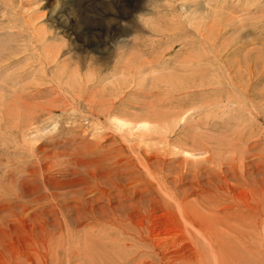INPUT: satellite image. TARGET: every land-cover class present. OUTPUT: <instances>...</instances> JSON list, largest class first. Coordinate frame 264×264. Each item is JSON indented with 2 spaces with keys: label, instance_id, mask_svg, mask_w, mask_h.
Returning <instances> with one entry per match:
<instances>
[{
  "label": "rangeland",
  "instance_id": "374dc122",
  "mask_svg": "<svg viewBox=\"0 0 264 264\" xmlns=\"http://www.w3.org/2000/svg\"><path fill=\"white\" fill-rule=\"evenodd\" d=\"M262 189L264 0H0V264H264Z\"/></svg>",
  "mask_w": 264,
  "mask_h": 264
},
{
  "label": "bare ground",
  "instance_id": "6f19581e",
  "mask_svg": "<svg viewBox=\"0 0 264 264\" xmlns=\"http://www.w3.org/2000/svg\"><path fill=\"white\" fill-rule=\"evenodd\" d=\"M155 62V61H154ZM127 63V62H126ZM129 63V62H128ZM127 63V64H128ZM187 67V66H186ZM80 82V81H79ZM121 92V91H120ZM120 92L117 90V91H115V93H117V94H120ZM101 112V111H100ZM189 112V111H188ZM172 115V114H171ZM187 116H188V113H185V111H184V113L183 114H181V116H180V120H179V122H182V123H184L185 122V120H186V118H187ZM153 118V117H152ZM189 118V117H188ZM145 119V118H144ZM138 120H141V119H138ZM113 122H115L116 123V125H117V127H123V126H126L125 125V122L122 120V119H120V118H118V119H116L115 118V120H113ZM139 122V121H138ZM154 123V122H153ZM176 123V122H175ZM151 123H150V121L149 120H144V121H141V122H139L137 125H139L140 127H138V129L140 130V129H142L143 130V132H148L149 130H151V129H153V128H155V127H153V128H151V125H150ZM172 124H174V123H172ZM178 124H180V123H178ZM178 124H175V126L173 127V126H171V127H173L172 129L170 128L169 129V126H168V124L167 123H165V127H164V131L166 130V131H168V130H171L170 132H175V129H176V125H178ZM157 129V128H156ZM262 160V159H261ZM263 161V160H262ZM225 162V161H224ZM240 163V162H239ZM253 177V176H252ZM246 178V177H245ZM262 178V177H261ZM251 179V178H250ZM196 180V179H195ZM262 180V179H261ZM166 181V180H165ZM191 181V180H190ZM164 182V181H163ZM254 182V181H253ZM242 185V184H241ZM157 190V189H156ZM134 191V190H133ZM264 191V189H262V192ZM211 196V195H210ZM244 196V195H243ZM258 197V196H257ZM257 197L255 198V199H257ZM237 198V197H236ZM258 198H260V197H258ZM262 200H263V198H262ZM253 203V202H252ZM260 203V202H259ZM249 204V203H248ZM261 204V203H260ZM244 206H246L245 204H243ZM262 205V204H261ZM249 206V205H248ZM247 206V207H248ZM263 206H264V204H263ZM244 209V208H243ZM108 210V209H107ZM105 211V210H104ZM111 211V210H110ZM99 214H102V212H100ZM186 216V215H185ZM98 218V217H97ZM99 219V218H98ZM102 219V218H101ZM115 219L116 218H113V220H111V225L113 226V228H115V229H117L120 233H121V235H125V227H123L124 225H123V221L121 220V218H119V222L116 220V223L114 222L115 221ZM104 220V219H103ZM102 220V221H103ZM190 220V219H189ZM106 223V222H105ZM253 223V222H252ZM167 231V230H166ZM152 232V231H151ZM156 232V231H155ZM165 232V231H164ZM176 234V233H175ZM151 235V234H150ZM153 235L154 236H152V240L151 241H162V237L166 240V237H167V232H166V234L164 233V234H160L159 232H156V233H153ZM118 236H119V234H118ZM117 237V236H116ZM137 237H139V238H141V235H138ZM237 237V236H236ZM45 238V237H44ZM189 238V237H188ZM121 239V238H120ZM120 239H118V240H120ZM149 241H150V239H149ZM120 242V241H119ZM119 242H117V240H116V243L117 244H119ZM161 243V242H160ZM117 247V246H116ZM120 248V247H119ZM118 253V252H117ZM195 254V253H194ZM124 255V254H123ZM195 256H197L196 254H195ZM46 257V256H45ZM25 259V258H24ZM49 259V258H48ZM52 260V259H51ZM196 260V259H195ZM197 261V260H196ZM19 262V261H18ZM126 262V261H125ZM20 263V262H19ZM46 264H47V262H45ZM51 263V262H50Z\"/></svg>",
  "mask_w": 264,
  "mask_h": 264
}]
</instances>
